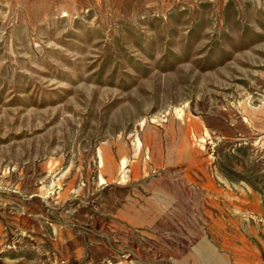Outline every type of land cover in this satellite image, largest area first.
<instances>
[{
    "label": "rangeland",
    "instance_id": "obj_1",
    "mask_svg": "<svg viewBox=\"0 0 264 264\" xmlns=\"http://www.w3.org/2000/svg\"><path fill=\"white\" fill-rule=\"evenodd\" d=\"M0 264H264V0H0Z\"/></svg>",
    "mask_w": 264,
    "mask_h": 264
},
{
    "label": "bare ground",
    "instance_id": "obj_2",
    "mask_svg": "<svg viewBox=\"0 0 264 264\" xmlns=\"http://www.w3.org/2000/svg\"><path fill=\"white\" fill-rule=\"evenodd\" d=\"M125 167H126V160H122L121 161V170H124Z\"/></svg>",
    "mask_w": 264,
    "mask_h": 264
}]
</instances>
